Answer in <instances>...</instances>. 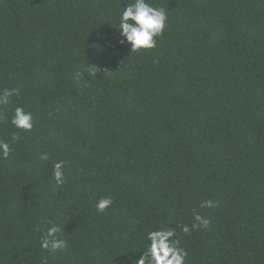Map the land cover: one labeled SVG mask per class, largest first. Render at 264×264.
Returning a JSON list of instances; mask_svg holds the SVG:
<instances>
[{"label":"trees","instance_id":"1","mask_svg":"<svg viewBox=\"0 0 264 264\" xmlns=\"http://www.w3.org/2000/svg\"><path fill=\"white\" fill-rule=\"evenodd\" d=\"M151 2L167 27L131 52L127 0H0V88L23 87L0 119L21 136L0 159V264H136L160 227L186 264H264V0ZM193 209L210 223L184 233ZM53 225L67 247L50 253Z\"/></svg>","mask_w":264,"mask_h":264},{"label":"clouds","instance_id":"2","mask_svg":"<svg viewBox=\"0 0 264 264\" xmlns=\"http://www.w3.org/2000/svg\"><path fill=\"white\" fill-rule=\"evenodd\" d=\"M168 23V12L163 7H156L151 0H127L118 14L117 29L123 38L121 43L130 44L131 52L153 49L157 46V38L162 36ZM90 76H95L94 69H87ZM22 85L15 87L0 88V119L3 111L12 102V98L19 99L22 95ZM9 123L12 127L23 132L30 133L35 126V117L32 110L24 105H17L12 109ZM19 132L11 135L10 141L0 138V159H8L13 151V145L19 142ZM41 160H47L48 154L43 153ZM66 161L59 160L53 165V187L63 185L65 180ZM113 203L111 196L98 199L96 209L103 212ZM201 208H216L218 201L206 199L200 202ZM210 221L193 209V223L191 226L184 224V233H190L193 229L207 228ZM59 227L53 225L41 234L40 247L50 253L63 250L67 247V241L57 236ZM175 231L168 227H160L147 232L146 245L143 254L136 264H186L187 252L180 247L179 241L175 239Z\"/></svg>","mask_w":264,"mask_h":264}]
</instances>
